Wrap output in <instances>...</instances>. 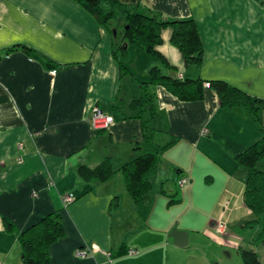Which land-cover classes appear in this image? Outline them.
I'll list each match as a JSON object with an SVG mask.
<instances>
[{
	"label": "crops",
	"instance_id": "1",
	"mask_svg": "<svg viewBox=\"0 0 264 264\" xmlns=\"http://www.w3.org/2000/svg\"><path fill=\"white\" fill-rule=\"evenodd\" d=\"M116 1L164 20H194L203 46L200 68L186 66L170 43L171 29L162 30L157 51L174 67L175 76L224 81L264 100V0ZM17 45L52 67L20 50L5 53ZM126 49L120 61L139 81V74L146 77L152 65L173 75L133 45ZM113 50L112 32L74 0H0V262L22 264L17 236L55 211L65 236L50 247V264H161L170 248H191L205 235L217 234L212 223L227 225L251 214L243 203L248 170L234 158L261 139L264 117L257 123L244 108H220L218 97L206 87L201 101L184 102L150 86L155 126L179 140L159 157L151 201L146 216H140L119 172L142 142L140 121L118 119L98 132L88 123L92 107L108 113L119 107L128 113L129 100L141 94L133 75L120 76ZM203 128L208 136L201 135ZM106 157L116 171L112 180L78 177L79 165L93 168ZM182 176L188 184L180 187ZM215 181L224 190L216 200L211 194ZM158 187L165 195L157 193ZM67 195L73 199L64 203ZM114 197L119 206L110 211ZM209 201L210 210L205 205ZM4 218L14 232L4 229ZM230 228L222 236L231 233L236 239ZM172 230L187 233L186 246L175 245ZM122 244L135 254L117 255ZM86 247L95 251L76 257Z\"/></svg>",
	"mask_w": 264,
	"mask_h": 264
},
{
	"label": "trees",
	"instance_id": "2",
	"mask_svg": "<svg viewBox=\"0 0 264 264\" xmlns=\"http://www.w3.org/2000/svg\"><path fill=\"white\" fill-rule=\"evenodd\" d=\"M74 1L109 32L116 31V36L112 34V47L114 48L113 56L118 60L120 76L133 75L132 69L120 61L125 59L126 47L130 45L156 60L164 69L175 73L174 67L170 66L157 51V47L162 43V30L166 28L171 29L170 43L179 50L184 64L195 68L201 67L204 56L203 46L193 19L164 20L150 14L149 11H132L130 6L116 0ZM113 23H117V26H112ZM116 43H118L117 46ZM13 50H20L29 57L39 60L46 68L52 67L49 62L28 47L17 45L14 49H6L5 53ZM3 55L4 53H0V59ZM146 72V77L139 74L141 81L136 74L133 75L134 80L139 82L141 94L129 100L128 113H123L119 107H114L111 113L98 107L111 116L114 123L118 119L126 118L140 121L142 142L134 146L132 158L120 167L119 172L122 174L125 190L138 207L141 217L146 216L147 206L151 201V192L154 189L151 180L156 174L159 157L179 140V137L169 135L155 126L157 119L155 95L148 90V87L160 86L178 100L191 102L201 101L204 98L205 85L208 84V88L218 97L220 108L226 110L236 107L244 108L248 119L257 123L260 122L261 114L264 113V100L251 97L224 81L204 82L200 79L183 78L181 74L177 77L174 74H165L157 65L150 66ZM261 131V139L236 155L234 160L238 166L248 170L243 203L259 219V221L245 223L242 228L260 227L255 240L264 243V172L257 167L259 161L264 159V128ZM140 149L143 150V154L136 155V151ZM76 172L81 180L98 183L109 182L116 174L112 160L108 157L93 168L79 165ZM156 190L160 195H165L163 189L158 187ZM173 202V199H170L169 203ZM118 206L119 198L114 197L109 210L114 211ZM2 222L6 231H15L14 225L9 220L4 218ZM64 236L59 211L42 216L17 236L22 264H50L49 249ZM127 251L125 244H122L116 254L125 255ZM239 255L244 264H261L257 254L252 251L241 250Z\"/></svg>",
	"mask_w": 264,
	"mask_h": 264
},
{
	"label": "rangeland",
	"instance_id": "3",
	"mask_svg": "<svg viewBox=\"0 0 264 264\" xmlns=\"http://www.w3.org/2000/svg\"><path fill=\"white\" fill-rule=\"evenodd\" d=\"M118 34H120V31H118ZM168 72L174 74L173 71ZM261 116L264 117V113H262ZM261 121L262 127H264V120ZM204 129L205 128L201 130V133ZM213 148L215 152L217 150L219 151L218 146H213ZM210 165L215 167L213 157L211 159ZM211 166L210 168L214 170V168ZM257 167L261 172H264V159L259 161ZM206 180H208V177ZM221 186L222 185L220 183H216L215 181V185L212 187L213 189L211 190V194L215 200L224 192ZM200 192L201 191L199 190L198 194L201 195ZM204 192L207 193L206 190H204ZM225 203L229 205L231 202L229 203V201H226ZM205 205L208 210L211 209L210 201ZM204 216L202 219H204ZM252 221H259V219L254 214H247L246 212V215L243 217L242 221H232L230 224L225 225L227 226L226 229L228 231H230L229 227H232L230 229H233V233L235 232L234 236H236V239L231 233L227 234L226 236L215 233L210 236L205 235L206 240L200 239L196 243H193L191 248H170L165 255H162L161 264H244L242 258L239 255L241 250L252 251L256 253L259 262L264 264V243L255 240V237L260 231V227L256 226L254 228H242L245 223ZM214 224L216 223H212V225Z\"/></svg>",
	"mask_w": 264,
	"mask_h": 264
},
{
	"label": "built area",
	"instance_id": "4",
	"mask_svg": "<svg viewBox=\"0 0 264 264\" xmlns=\"http://www.w3.org/2000/svg\"><path fill=\"white\" fill-rule=\"evenodd\" d=\"M180 77V76H179ZM205 87H208V84L205 85ZM88 123L90 125V128L92 131H106L109 130L112 125L114 124V120L112 119L111 116L108 114H105L102 110H100L98 107L94 106L91 109L89 118H88ZM202 136H208L209 132L207 129H204L201 133ZM188 184V178L183 176L178 180V185L180 187L185 186ZM73 199V196L67 195L63 201L64 203H69ZM214 224V229L217 234L223 235L226 233V226L223 222H215ZM95 249L93 248H83L79 249L75 252L76 257L79 258H85L92 252H94ZM136 251L134 250H128L127 254L128 255H134ZM0 264H4L0 262Z\"/></svg>",
	"mask_w": 264,
	"mask_h": 264
},
{
	"label": "water",
	"instance_id": "5",
	"mask_svg": "<svg viewBox=\"0 0 264 264\" xmlns=\"http://www.w3.org/2000/svg\"><path fill=\"white\" fill-rule=\"evenodd\" d=\"M113 36H116V31L112 30ZM170 236L175 239V245L177 247H184L187 245V233L179 230H172Z\"/></svg>",
	"mask_w": 264,
	"mask_h": 264
}]
</instances>
